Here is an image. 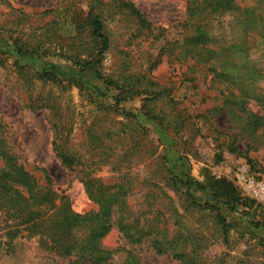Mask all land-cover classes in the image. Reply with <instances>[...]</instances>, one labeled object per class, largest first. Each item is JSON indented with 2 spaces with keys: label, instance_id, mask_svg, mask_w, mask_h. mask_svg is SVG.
I'll use <instances>...</instances> for the list:
<instances>
[{
  "label": "rangeland",
  "instance_id": "1",
  "mask_svg": "<svg viewBox=\"0 0 264 264\" xmlns=\"http://www.w3.org/2000/svg\"><path fill=\"white\" fill-rule=\"evenodd\" d=\"M129 1L163 32L133 47L125 21L106 10L109 50L85 67L66 57L77 52L84 59L98 50L84 21L89 0H0L2 137L25 171L50 180L58 197L54 204H68L74 218L96 213L82 178L95 187L122 181L126 204L140 227L146 223L163 231L171 248L194 255L195 264H264L263 137L241 131L221 96L205 89V72L190 70L192 81L182 74L186 64L173 44L182 38L187 0ZM221 16L209 31L208 48L223 59L229 54L232 74L239 69L241 75L234 83L246 85L241 94L249 98L264 89L257 72L264 68V53L260 47L247 53L234 15ZM13 40L23 43L21 54L14 51ZM102 77L115 85L107 86ZM116 85L124 90L134 85L131 90L139 95L118 104ZM115 107L135 116L141 132H131ZM203 111L216 129L198 117ZM53 142L87 164L64 168ZM228 144L242 151L231 154ZM215 181L229 184L240 205L226 206L211 190ZM0 215V264H87L43 250L37 235L23 231L20 218ZM101 245L113 253L112 264L131 249L116 229ZM130 253L140 264H178L170 254L156 256L144 244Z\"/></svg>",
  "mask_w": 264,
  "mask_h": 264
},
{
  "label": "trees",
  "instance_id": "2",
  "mask_svg": "<svg viewBox=\"0 0 264 264\" xmlns=\"http://www.w3.org/2000/svg\"><path fill=\"white\" fill-rule=\"evenodd\" d=\"M88 4L84 18L85 26L89 35L98 43V50L84 59H80L77 52L67 56L66 59L74 65L84 63L85 67H89L94 61L99 62L100 57L109 50L110 40L104 33L103 23L106 10H114L125 21V25L131 30L127 42L133 47L145 39L153 42L163 32V29L153 26L129 0H89ZM186 5V18L180 25L182 38L173 44L180 50L179 55L183 56L186 64V71L182 74L186 81H192L195 78H191L190 70L205 72L206 77H209L205 89L213 90L218 93L217 96H221V103L227 108V114L238 123L242 132H259L258 135L263 137L264 143V89L258 94L253 93L249 98H243L241 93L246 85L234 83L241 75L239 69L236 76L232 74L233 70L228 66L229 54L223 59V56L220 58L208 48L212 41L209 31L213 29L215 17L220 18L223 13H231L235 17L236 26L244 35L240 43L246 46L247 53L255 52L257 47L264 53V36L261 33L264 27V0H187ZM17 41L13 40L14 51L21 54L23 43L18 44ZM28 49L33 52L34 48L28 46ZM164 51L165 48L161 50V54ZM257 72L264 78V68ZM45 78L46 74L41 76V79ZM102 80L107 86L115 85L108 78L102 77ZM115 87L119 91L116 99L118 104L139 95L138 91L131 90L135 89L134 85L126 87V90L123 86ZM255 106L261 107V111L256 112ZM115 108L118 111L119 108ZM119 110L127 119L129 126H126L129 130L134 133L141 132L142 129L135 122V116ZM207 113L203 111L198 114L199 118L205 119V123L209 121ZM145 116L153 121L156 119L150 114ZM208 125L210 128H217L215 122H209ZM226 147L231 154L242 151V148L234 144H228ZM52 149L61 166L68 170L87 164V161L69 153L60 144L53 142ZM222 183L215 181L211 190L219 192L218 197L223 198L226 206H239L238 198L234 196L235 193L229 184ZM81 184L88 199L96 206V213L92 214V218H74L68 204L55 205L54 201L58 197L50 186V180L46 177L39 179L25 171L0 131V212L7 219L20 218L23 231L28 235H37L39 246L43 250L58 257L73 258L87 264H112L114 255L111 250L103 248L101 240L112 229H116L124 242L131 247L119 264H140L138 256L130 252L134 246L141 244L146 245L156 256L170 254L171 259L178 264L197 262L194 255L187 256L183 251L171 248L164 238L163 231L153 230L152 226L146 223L140 227L126 204V186L122 181L95 187L88 179L82 178ZM60 200L62 201V198Z\"/></svg>",
  "mask_w": 264,
  "mask_h": 264
}]
</instances>
